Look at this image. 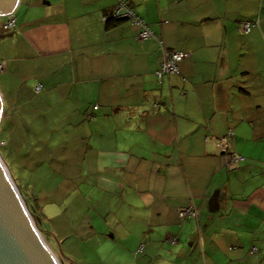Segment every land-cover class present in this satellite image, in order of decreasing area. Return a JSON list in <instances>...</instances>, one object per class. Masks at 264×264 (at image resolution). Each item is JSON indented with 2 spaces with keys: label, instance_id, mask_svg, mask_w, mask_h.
I'll list each match as a JSON object with an SVG mask.
<instances>
[{
  "label": "crops",
  "instance_id": "crops-1",
  "mask_svg": "<svg viewBox=\"0 0 264 264\" xmlns=\"http://www.w3.org/2000/svg\"><path fill=\"white\" fill-rule=\"evenodd\" d=\"M22 1L0 15V93L76 128L69 168L96 218L74 249L90 243L99 264H264V0H129L185 54L161 83L159 41L105 21L115 0ZM188 206L197 219L178 217Z\"/></svg>",
  "mask_w": 264,
  "mask_h": 264
},
{
  "label": "rangeland",
  "instance_id": "rangeland-1",
  "mask_svg": "<svg viewBox=\"0 0 264 264\" xmlns=\"http://www.w3.org/2000/svg\"><path fill=\"white\" fill-rule=\"evenodd\" d=\"M19 3L20 0L14 11ZM22 6L23 1L18 11ZM18 98L33 97L28 90L22 89ZM0 99V155L24 204L39 218L36 219L43 231L39 229V232L45 235V241L60 264H99L95 254L98 251H91L90 243L78 249L71 244L77 235V223L96 218L89 203L84 201L83 193L77 191L79 181L69 168L79 156L75 126L59 123V112H45L42 101L9 111L2 93ZM221 140L225 143V138ZM30 217L36 225L31 213ZM77 232L84 231L80 228Z\"/></svg>",
  "mask_w": 264,
  "mask_h": 264
},
{
  "label": "water",
  "instance_id": "water-1",
  "mask_svg": "<svg viewBox=\"0 0 264 264\" xmlns=\"http://www.w3.org/2000/svg\"><path fill=\"white\" fill-rule=\"evenodd\" d=\"M17 2L18 0H0V15L13 10ZM2 161L4 162L3 159ZM19 196L21 197L20 193ZM25 207L30 215L28 207L26 205ZM37 230L39 231L38 228ZM51 253L53 254L52 250ZM0 264H54L25 219L14 193L9 185L5 184L1 178Z\"/></svg>",
  "mask_w": 264,
  "mask_h": 264
},
{
  "label": "built area",
  "instance_id": "built-area-1",
  "mask_svg": "<svg viewBox=\"0 0 264 264\" xmlns=\"http://www.w3.org/2000/svg\"><path fill=\"white\" fill-rule=\"evenodd\" d=\"M11 14V13H10ZM109 18L119 20V21H128L131 25L137 26L139 28L138 38L145 40L148 38H155L159 41L162 50H163V59L160 63L159 68L155 71L154 76L158 83H161L163 77L170 74L177 73L178 71V62L183 60L185 54L181 51L167 49L163 43V40L160 36H157L150 26L142 19L133 9L129 0H115L114 7L105 15V21ZM16 24L15 18L10 15L7 21L3 24L2 28L4 30L12 29ZM251 23L244 22L242 23V30L244 33H247L250 29ZM1 71V66H0ZM40 86H37L35 90H39ZM223 140H221V145L224 147ZM262 174L264 176V164L262 165ZM178 217L180 218H193L197 219L199 210L197 207L188 206L179 208L177 210ZM171 242H175L174 238H170ZM255 248L250 250V253L254 252Z\"/></svg>",
  "mask_w": 264,
  "mask_h": 264
},
{
  "label": "bare ground",
  "instance_id": "bare-ground-1",
  "mask_svg": "<svg viewBox=\"0 0 264 264\" xmlns=\"http://www.w3.org/2000/svg\"><path fill=\"white\" fill-rule=\"evenodd\" d=\"M0 178L4 181L5 184L9 185L10 189L14 193V196H15V198H16V200H17V202H18V204L22 210V213H23L25 219L27 220L28 224L30 225V227L34 231L39 243L45 248V250L47 251V253L51 257L54 264H60L58 262L57 258L51 253L49 245L45 241L44 237L37 230L36 225L34 224L33 220L31 219L30 215L28 214L27 209L25 207V204H24L23 200L21 199V197L19 196L17 187L15 186L14 182L12 181L11 176L8 172V169H7L6 165L4 164V162L2 161L1 157H0Z\"/></svg>",
  "mask_w": 264,
  "mask_h": 264
},
{
  "label": "trees",
  "instance_id": "trees-1",
  "mask_svg": "<svg viewBox=\"0 0 264 264\" xmlns=\"http://www.w3.org/2000/svg\"><path fill=\"white\" fill-rule=\"evenodd\" d=\"M106 15H108V14H106ZM106 22L107 23H116V22H119V20H115V19H112V18H109V19H107L106 20ZM24 200H25V202H26V199L24 198ZM28 207V206H27ZM29 209V208H28ZM29 211H30V213H31V215L33 216V217H35V223H36V225H37V227H38V229H40V227H39V225H38V222H37V219L36 218H38V217H36L34 214H33V212H31V210L29 209ZM39 219V218H38ZM41 230V229H40ZM42 231V230H41ZM43 232V231H42ZM43 235H44V233H43ZM44 237H45V235H44ZM45 239H46V237H45ZM46 241H47V239H46ZM55 255V254H54Z\"/></svg>",
  "mask_w": 264,
  "mask_h": 264
},
{
  "label": "flooded vegetation",
  "instance_id": "flooded-vegetation-1",
  "mask_svg": "<svg viewBox=\"0 0 264 264\" xmlns=\"http://www.w3.org/2000/svg\"><path fill=\"white\" fill-rule=\"evenodd\" d=\"M122 21H124V20H122Z\"/></svg>",
  "mask_w": 264,
  "mask_h": 264
}]
</instances>
